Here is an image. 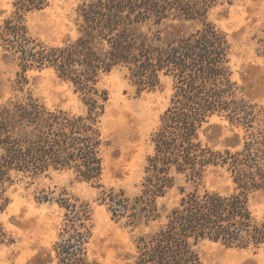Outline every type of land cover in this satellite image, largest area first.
<instances>
[{"label": "trees", "instance_id": "trees-1", "mask_svg": "<svg viewBox=\"0 0 264 264\" xmlns=\"http://www.w3.org/2000/svg\"><path fill=\"white\" fill-rule=\"evenodd\" d=\"M14 17L0 28L5 58L22 70L13 91L24 93L30 69H52L83 96L84 115L50 110L31 95L0 103V215L9 201L14 176L31 181L50 172H72L79 180L99 184L104 141L99 119L108 97L97 84L101 75L127 69L139 92L153 91L162 78L172 81L170 104L152 136L141 194L104 193L112 219L140 231L134 249L120 264H204L205 242L228 247L264 246V222L256 221L250 196L264 194V110L241 96L232 81L231 45L208 22L219 0H91L78 11V36L50 47L29 36L24 14L47 8L51 0H12ZM170 19L197 22L201 28L175 40H164L160 27ZM149 27L147 30L145 28ZM225 116L244 131L243 146L216 151L203 144V126ZM211 168L226 170L235 190L221 195L200 191ZM185 176L194 188L164 218L158 201ZM67 226L55 246L57 264H100L88 255L89 208L66 204ZM13 240L0 222V247Z\"/></svg>", "mask_w": 264, "mask_h": 264}, {"label": "rangeland", "instance_id": "rangeland-1", "mask_svg": "<svg viewBox=\"0 0 264 264\" xmlns=\"http://www.w3.org/2000/svg\"><path fill=\"white\" fill-rule=\"evenodd\" d=\"M91 0H51L41 11L24 14L23 25L29 36L50 47H60L78 36L79 8ZM12 0H0V28L15 15ZM208 22L223 32L231 45L232 81L241 96L264 110V0H219ZM149 27L145 28L147 30ZM201 24L170 19L160 27L164 40L185 37ZM0 47V103L18 96L31 95L50 110L84 115L83 96L72 83L60 79L52 69L25 72L24 93L13 91L22 72L18 62L5 58ZM108 102L99 119L104 141L103 174L99 184L79 180L72 172H50L31 181L14 176L8 185L9 204L0 222L13 240L0 247V264H57L55 246L66 228V204L87 206L92 236L87 245L89 258L100 264H120L131 253L140 231L131 232L125 221L112 219L104 193L124 191L127 197L141 194L148 158L153 155L152 136L170 104L172 81L162 78L153 91L139 92L127 69L118 67L101 75L97 84ZM244 131L227 117L215 115L203 126V144L216 151H235L244 143ZM194 185L185 176H176L174 186L159 199V213L164 218ZM200 191L230 195L235 190L231 175L224 169L211 168L200 182ZM250 209L256 221L264 222V194L250 196ZM204 264H264V246L228 247L205 241L199 247Z\"/></svg>", "mask_w": 264, "mask_h": 264}]
</instances>
